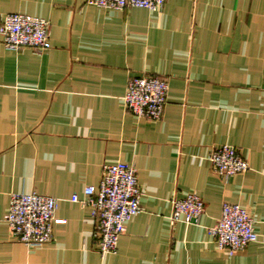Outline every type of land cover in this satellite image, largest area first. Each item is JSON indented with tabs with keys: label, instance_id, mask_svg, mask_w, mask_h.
<instances>
[{
	"label": "crops",
	"instance_id": "0c3cea01",
	"mask_svg": "<svg viewBox=\"0 0 264 264\" xmlns=\"http://www.w3.org/2000/svg\"><path fill=\"white\" fill-rule=\"evenodd\" d=\"M48 22L50 48L5 50L0 36V264H264V0H166L157 13L84 0H0L6 15ZM168 83L159 121L126 111L127 81ZM235 147L248 171L214 173L210 151ZM136 170L141 212L101 255L90 208L72 203L103 167ZM13 193L57 199L53 241L27 247L6 216ZM195 193L197 224L171 223V200ZM259 240L229 255L208 229L223 204Z\"/></svg>",
	"mask_w": 264,
	"mask_h": 264
},
{
	"label": "built area",
	"instance_id": "2783aa9c",
	"mask_svg": "<svg viewBox=\"0 0 264 264\" xmlns=\"http://www.w3.org/2000/svg\"><path fill=\"white\" fill-rule=\"evenodd\" d=\"M86 5L109 10L140 8L159 12L166 0H84ZM2 45L7 51L23 49L36 52L50 48L47 21L22 14L6 15L0 25ZM168 83L153 75H139L127 81L123 103L126 111L139 118L159 121L167 103ZM211 167L226 180L245 173L249 167L239 151L231 145L214 148L208 155ZM70 198L72 203L90 208L96 220L94 238L101 255L114 254L125 224L141 212L142 192L137 185L136 170L126 163L105 165L97 187L88 186ZM57 199L36 193H13L7 209L6 224L11 237L27 247H40L53 241L52 227L64 223L55 218ZM204 213V203L195 193L171 200L170 222L197 224ZM248 212L236 204H223L219 219L208 229L218 250L233 255L259 240Z\"/></svg>",
	"mask_w": 264,
	"mask_h": 264
}]
</instances>
